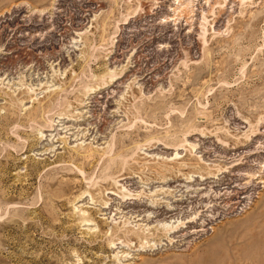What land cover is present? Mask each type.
<instances>
[{
    "label": "rangeland",
    "instance_id": "1",
    "mask_svg": "<svg viewBox=\"0 0 264 264\" xmlns=\"http://www.w3.org/2000/svg\"><path fill=\"white\" fill-rule=\"evenodd\" d=\"M0 264H264V0H0Z\"/></svg>",
    "mask_w": 264,
    "mask_h": 264
},
{
    "label": "bare ground",
    "instance_id": "2",
    "mask_svg": "<svg viewBox=\"0 0 264 264\" xmlns=\"http://www.w3.org/2000/svg\"><path fill=\"white\" fill-rule=\"evenodd\" d=\"M164 229H165V228H164ZM166 229H167V228H166ZM166 229H165V230H166ZM172 229H173V228H172ZM168 230H170V229H167L166 231H168Z\"/></svg>",
    "mask_w": 264,
    "mask_h": 264
}]
</instances>
